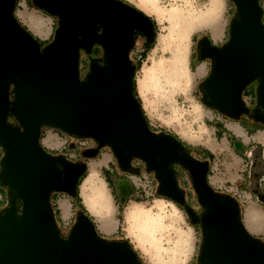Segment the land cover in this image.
Returning a JSON list of instances; mask_svg holds the SVG:
<instances>
[{
    "label": "water",
    "instance_id": "95a60500",
    "mask_svg": "<svg viewBox=\"0 0 264 264\" xmlns=\"http://www.w3.org/2000/svg\"><path fill=\"white\" fill-rule=\"evenodd\" d=\"M32 1L58 18L54 41L43 49L35 35L16 20V0H0V187L9 192L8 206L0 210V264H142L128 240L102 238L95 221L83 212L77 214L66 240L61 238L51 195H79L87 165L69 163L64 156L55 158L46 152L40 143L45 128L95 140L99 148L107 145L122 171L130 168L131 159L142 161L156 173L158 194L180 204L183 196L168 164L181 163L192 175L200 204L210 207L202 222L205 238L199 261L264 264V243L252 237L241 219L238 202L208 185V162L180 155L181 143L171 135L153 133L144 119L133 95V65L128 54L136 32L147 44L154 41L151 19L121 0ZM231 1L235 16L228 41L217 48L207 40L200 57L213 59L211 75L204 84V104L236 120L247 112L243 91L257 77L261 78L258 99L264 106V10L257 0ZM95 44L105 52L104 65L92 63L90 74L80 83L78 51L89 53ZM9 115L21 126L8 124ZM234 147L242 148L236 141ZM89 153L93 157L96 150ZM57 165L62 167L61 173ZM258 166L264 167L259 151L251 169L252 192L263 202ZM126 186L128 194L123 191ZM115 187L123 205L133 186L129 181H116Z\"/></svg>",
    "mask_w": 264,
    "mask_h": 264
},
{
    "label": "rangeland",
    "instance_id": "374dc122",
    "mask_svg": "<svg viewBox=\"0 0 264 264\" xmlns=\"http://www.w3.org/2000/svg\"><path fill=\"white\" fill-rule=\"evenodd\" d=\"M121 1L130 4L139 11L143 12L151 19L154 25L155 39L152 44L144 45L141 41H138L135 48H132L133 50L131 49V59H129L133 65V81L136 86L137 96L141 102L143 114L148 120L149 125L154 130H161L164 134L168 133L173 135L176 137L177 141H180V143L185 147H188V149L195 150L202 147L214 151V162L212 163V168H209L208 171L210 180L215 177L218 178L220 181H222L226 189L237 186L241 181L240 179L245 178L241 176V174H244L245 170L248 169L249 171L251 169L246 166L245 162L241 163L238 152L234 149L233 143L230 142V138L227 139L230 143H226L225 138L218 139L215 142V136H213V129L210 124L212 123V117H217L218 112L216 110H212L202 102V95H200L198 91V85L204 80L199 78V76L204 73V67L199 66L198 63V43L203 40H209L212 45L219 46L217 48H221L226 44L229 39L230 22L235 16V8L232 1L156 0L164 12L161 18L157 17V15L149 13L146 9H144V2L142 0ZM257 1L258 4L261 5L262 0ZM29 4L30 5L28 6L29 9L27 12L32 14H27L25 17H22L23 21L36 36L42 38L39 40L40 47H47L54 40L53 36L58 28V18L52 16L50 17L47 13L38 9L33 4L32 0H29ZM212 6L216 12V21H214L213 24L209 26L210 29H207V27L203 28V25L195 26L192 28L188 36L187 59L189 78L187 83L185 82V85L178 89L166 88L167 90H165L163 88L157 91L150 90L149 92L145 93L144 97H142L139 94L137 88L138 82L142 80L145 70L152 67L154 62L156 64H158V62H165L170 56V53L167 50H164L160 43L161 39L166 36L167 32L169 34L170 28L173 24L172 21L167 17L168 12L172 9L175 11H186L187 9H190L192 11L196 10V12H200L206 11V9ZM15 7L14 11L16 9ZM47 20L51 22V29L49 31L51 35L48 39H46V37L49 35L48 34L46 36ZM37 26L39 27L38 29H33ZM214 35L216 38H213ZM219 35L220 37L217 38ZM148 47L151 48L146 52L145 57L141 59L140 67L137 69L135 64L139 61L138 57L141 54V51L144 49L147 50ZM95 50H97L96 45L92 47L90 53L85 50L83 51L82 49L78 51V80L80 83H82L90 74L92 63H96L100 67L104 65L105 59H103V51L100 47H98L99 54L94 55ZM248 87H252L254 90H256L259 86L257 85L256 80H253L246 86V88ZM9 100L11 102L10 106H12V104L15 102L13 90H11L9 93ZM11 116L12 115H9L6 118V122L10 125H20L18 121L11 123ZM218 117L222 120L220 116ZM253 136L261 139L259 145L261 146V158L264 160V131L260 133L257 132ZM40 138L41 145H46V147H43L46 152L64 154L63 156L66 159L68 158L67 161L69 163H85L87 165V171L85 173L86 176L90 174L91 170L94 171L98 188L103 189L106 192V201L101 205L96 206L98 208L96 212H91L88 210L82 197V190L84 187L83 182L86 176L80 183L81 186H79V196L85 209L94 216L93 217L90 214L95 220L97 219V225L101 231L99 234H102V238L112 240L103 237L104 235L106 237L113 238V240H128L138 254L142 264H156V261L159 258L165 261L164 264H195L197 248L200 243V232L191 225L187 219V215L180 207L174 204L170 199L158 194V183L151 172L147 173L143 162L133 159L134 161H132L130 167L136 170V172H140L139 174L143 176V178L141 177V180L137 178L138 180H135V182L137 185H141L138 187L146 192V196H144L142 199L137 198L139 201H134L131 203L127 202L124 207L119 210V208L117 209L118 200L112 189L111 180L122 181L120 180V177L122 176L120 174L113 175L112 167H117L118 172H121L122 170L110 147L105 145L101 150L98 151L97 154H95L93 157H90L88 155L83 156L81 152H90L91 150H84L83 147H81V149H74V147L79 142H85L89 148H96L97 142L95 140L87 139V141H81V139L72 137H70V139L67 135L48 128L42 130ZM223 144L228 147L227 151L223 150ZM107 161H109L108 170L102 166ZM137 162L138 165L136 164ZM236 162L240 163L238 167H236ZM236 176L238 177L236 182L232 184L228 182V179H233V177ZM251 180L254 179L252 178ZM188 185H190L191 190L189 195L194 201H196V193H194L192 190L191 181H189ZM177 186L178 190L184 194L185 200H187L189 195H186V192L179 184ZM88 191L90 190L88 189ZM5 195L6 192L4 191V193L1 194L2 201H0V210H3L8 206V199ZM56 195H61V197L65 196L61 199L66 200L69 197V195L64 192H57L53 197H56ZM3 196H5L4 200ZM61 204L62 212L63 214H66L68 212L69 205L63 201ZM244 205V207H241L242 213L240 212V214L243 216V219H245V214L249 207L264 214V202L262 205L260 204L261 206H258V208H254V206L251 205ZM129 208L139 209L145 215L150 214L160 218V221H158V227L155 229V234L159 237V240L162 243L164 253L159 254L157 258H154L156 250L150 247L148 242L143 241L138 246L135 245L133 238L137 229L135 224L126 217ZM80 211L81 210L78 207L76 208V211H74V221ZM118 218H120V220H118ZM117 223H119L118 230H116ZM244 223L251 235L259 236L261 241L264 242V235L262 233L251 231L245 221ZM61 236V238L65 240L68 235L66 236L65 234H62ZM152 256H154L153 259ZM172 258L174 259V262H172Z\"/></svg>",
    "mask_w": 264,
    "mask_h": 264
},
{
    "label": "crops",
    "instance_id": "0c3cea01",
    "mask_svg": "<svg viewBox=\"0 0 264 264\" xmlns=\"http://www.w3.org/2000/svg\"><path fill=\"white\" fill-rule=\"evenodd\" d=\"M29 5H30L29 4V0H21V2H20V0H17V4H16V7H15L16 9L14 11V15L16 17V20L21 25H24L26 28H28V27L24 23L22 17H25L27 14H32V13H28L27 12V10L29 9L28 8ZM262 7H263V10H264V2L262 3ZM212 24L213 23H210V24H207V26H202V27L203 28L207 27V29H210L209 26L212 25ZM217 26H218V23H217ZM38 28L39 27L37 26L36 28H33V29H38ZM50 29H51V22H49V20H47V34H46V36L48 34L49 35L46 37V39H48L50 37V35H51L49 33ZM35 37H37L38 40L42 39L41 37L36 36V35H35ZM219 37H220V35L217 38H219ZM213 38H216L215 35L213 36ZM198 63H199V66L204 67V73L202 75H200L199 78L200 79H204L207 76V74L209 73L208 61L199 59ZM247 91H246L245 94H248V96H244L243 100L245 102H247V100H248V103H249L252 100H255L256 94H253V91L250 90V89H248ZM218 116H220L222 118V120ZM211 122L212 123L210 124V126L213 129V136H215V138H214L215 142L218 139L225 138L226 143L232 142L233 146H234V142L235 141L241 143L242 148L236 149L234 147V149L236 151L238 150L237 152H238V156L240 158L241 163L245 162L246 166L249 167L250 163L253 162L256 159L257 152L259 151L260 152V160L264 164V160L261 158V149H260L261 146L259 145L260 142H261V139L258 138V137H254L253 136L257 132L258 133L262 132L261 130L256 131L252 135H248V133H246V131H244L236 122H232V121H230L228 119H224L219 113L217 114V117L216 116L212 117ZM230 125H234V126H230ZM229 126H230L231 129L229 128ZM226 131L230 132L233 135V138H232L233 140L230 139V142L226 138V135H225ZM222 146H223V150H225V151L228 150V147H226L225 144H223ZM229 146H230V144H229ZM43 147H46V145L43 146ZM203 149H206V148H203ZM206 150H208L213 155V160L210 161L209 164H208V168L211 169L212 168V163L214 162V151H211L210 149H206ZM246 150H247V152H246ZM195 152H196L197 156L202 155L200 152H198V150H195ZM108 164H109V161L104 163L102 165L103 168L108 170ZM239 165H240V163L236 162V167H238ZM249 168L252 169L251 166ZM112 169H113V175L114 174H116V175L120 174L122 176V177H120L121 178L120 180L129 181L132 184L133 193L130 194L127 197L129 203L134 202L132 200L134 198H140V197L146 196V192L143 189H140L138 187V186H141V185H137V183L135 182V180H138V179L141 180V177L143 178V176H141L139 174L140 172H136V170H134L131 167L127 171H121V172H118L117 167L113 166ZM91 171H93V170H91ZM256 172L259 175V189L264 194V167L263 166H258L256 168ZM241 176H243L245 178L244 179H240L239 178L241 181L238 183V185L235 186V187H229L228 189H226L224 187L222 181H220L216 177L210 180V177L208 175L207 181H208L209 185L212 187V189L214 191H216L217 193L227 194V195H230L231 197H233L238 202V204L240 206V210H241V207L245 206L244 204H246L247 206L251 205V206H254V208H258V206H261L264 201L260 202L257 199L256 195H254L253 192H252L254 190V180H251L252 179L251 170H249V171H248V169L245 170V173L241 174ZM237 180H238V177L236 176V177H233V179H228V182H230L232 184V183L236 182ZM114 182H116V181H114ZM225 182H227V181H225ZM178 184L181 186V188L184 189V191L186 192V195H189L191 193L190 185H188L186 183V181H185V179L183 177L179 178ZM80 186H81V184H80ZM114 189H115L114 194H119L120 193V190L118 189V187H117V189H116V187ZM123 191L126 194H128L129 193L128 186H126L123 189ZM79 193H80V191H79ZM1 194L2 193L0 192V201H2ZM53 196H52V199H51V205L53 206L54 209H56L58 211V216H57L58 226H59V228L62 231H65V230L68 231L75 223V221H74V214H75L74 211H76L77 204H76V202L73 200V198L71 196H69L67 198V200L66 199H61V198H64L65 196H62V197H61V195H56V197H53ZM188 199L192 200L193 198L189 195ZM62 201L66 202L69 205V209H68V212L66 214H63L62 209H61V205H62L61 202ZM101 204L102 203H98V204L97 203H93V204L90 205L91 206L90 208L86 204H85V206L88 208L89 211L96 212L98 210V208L96 206H99ZM119 205H122V204L118 203L117 209L119 208ZM135 210H136V213H138V214H142L143 216H150V214H147V215L143 214V212L141 210H139V209H135ZM241 213H242V211H241ZM90 214L91 213H89V215ZM126 216H127V214H126ZM241 217H242L243 222L244 221L246 222L247 226L249 227V229L251 231L259 232V233H262L264 235V214L263 213H261V212L255 210V209H252L251 207H249L247 209V211H246L245 219H243L242 215H241ZM157 219L160 221V218H157ZM93 220L95 221V223L97 225V221H96L97 219L95 220L93 218ZM132 222L136 225L135 220H133ZM118 225H119V223H117L116 230H118ZM97 227H98V225H97ZM99 233H101L100 230H99ZM135 234H137V236H139L138 228H137V231L135 232ZM135 234H134V237H135ZM143 241H145V240L140 238L139 242H138V244L136 246H138ZM153 257L154 256H152V259H153ZM156 262L158 264H164V263H162L160 261H156Z\"/></svg>",
    "mask_w": 264,
    "mask_h": 264
},
{
    "label": "bare ground",
    "instance_id": "6f19581e",
    "mask_svg": "<svg viewBox=\"0 0 264 264\" xmlns=\"http://www.w3.org/2000/svg\"><path fill=\"white\" fill-rule=\"evenodd\" d=\"M144 9L149 13L162 17L164 12L158 5L156 0H142ZM167 17L172 21V27L169 34L161 39V45L164 50L170 53L169 58L165 62L153 63L152 67L147 68L143 74L142 80L138 82V92L144 97L146 92L157 91L159 89H178L185 85L188 81V36L192 28L195 26H204L208 23L216 21V12L212 7L206 11L196 12V10H170ZM94 171H91L86 176L83 182L82 197L84 203L90 208L93 203H103L106 201V192L98 188L96 184ZM85 189V190H84ZM87 189V190H86ZM88 189L90 191H88ZM151 216V217H150ZM143 216L136 213L135 208H129L127 219L135 220V227L139 230V236L135 234L134 242L138 244L139 239H143L149 243L150 247L156 250L155 258L162 254L164 249L159 237L155 234V229L158 227V219L153 216ZM167 250V249H166ZM173 253V252H172ZM171 253V255H172ZM171 260V259H170ZM165 263L163 259H157ZM172 262L174 259L172 258Z\"/></svg>",
    "mask_w": 264,
    "mask_h": 264
},
{
    "label": "flooded vegetation",
    "instance_id": "af4514ba",
    "mask_svg": "<svg viewBox=\"0 0 264 264\" xmlns=\"http://www.w3.org/2000/svg\"><path fill=\"white\" fill-rule=\"evenodd\" d=\"M263 2L264 1L262 0L261 1V5H262ZM134 37H135V41H134L133 49L135 48V46H136V44H137L138 41H141L142 44H144V45L147 44V42L145 40V37L143 35H141L140 33H137L136 32ZM206 44H207V40H203L200 43H198V46H197L198 58L201 59V60H207L208 61V64H209V68H210L209 73H208L209 75L207 74L208 77L206 76L204 78L203 82L198 85V91H199L200 95H202V102L203 103L205 102V100H207V96H206V94L204 92V84L207 81V79L209 78V76L211 75L212 66H213V59L211 57H209V56H207L205 58H201L200 57L201 51L203 50V47ZM209 44L212 45L210 42H209ZM213 46L214 47H219L217 45H213ZM96 47H97V50H98V47L101 48V50L104 53V58L103 59H105L106 55H105V52H104L103 48L101 46L97 45V44H96ZM43 48H45V47H42V49ZM130 56H131V52L128 54V59H131ZM254 80H256L257 85L260 87V85H261V78L260 77H257ZM84 82H85V80L83 81V83ZM259 87L256 90H254L252 87H248V88L245 87L244 93H246V91L248 89H250V90L253 91V94H256L255 100H252L249 103H247V102H245L243 100V95H242L243 106H244L245 109H247V112L246 113H242L239 116V118L236 119V121H238L237 124L244 131H246V133H248L249 130L252 127L258 126V127L264 128V106L259 102V99H258V90H259ZM211 109L212 110H216L214 108H211ZM155 134H157L158 136L169 135L168 133L164 134V133H160V132L155 133ZM68 138H70V137L68 136ZM176 142L177 143H180V141H177V140H176ZM96 146H97L96 148H88V149H84V150H91V151L96 150V154H97L98 151L101 150L102 148H98V143H97ZM49 154H51L55 158H57L58 156H63L64 155V154H61V153L52 154L50 152H49ZM81 154L83 156H84V154L85 155H88L89 154V151H83V152H81ZM179 154L180 155H186L191 160L196 161V162H208L206 159L202 158L201 156H197L195 150L188 149V147H185L182 144L179 146ZM67 160H68V158H67ZM132 161H134V160L131 159L130 165H131ZM73 162H75V161H73ZM75 163H79V162H75ZM156 163H159V159L156 160ZM252 164H253V162L250 163V166L251 167H252ZM144 165H145V169L147 170V173L151 172L152 175L155 177V180L157 181L158 188H159L160 182H159V180L156 177V173L153 170H150L146 166V164H144ZM57 168H58L57 170L61 173L62 167L60 165H57ZM168 169L173 174V178H174V181H175L177 190H178V186H177L178 183H177V181L179 180V178L183 177L185 179V181H186L187 184H189V181H191L192 190L194 191V193H196L195 188H194V181H193L192 175H191L190 171L187 168L183 167L181 165V163H179L177 161H171L168 164ZM208 171H209V168L207 169L206 181H207V178H208ZM207 183H208V181H207ZM111 184H112V189L115 192V189H114L115 188V185H114V181L113 180H111ZM208 185H209V183H208ZM4 191L6 192V195L5 196L7 198V195L9 194V192H7V190H5L4 188L1 187L0 188V192L1 193H4ZM214 192H216V191H214ZM217 194H220V193H217ZM5 196H3V200H4ZM115 196H116V198L118 200V203L121 204L118 195L115 194ZM182 196H183V202L181 204L178 203V202H175V201H172V202L174 204H176L178 207H180L184 211V213L187 215V219L191 223V225L193 227H195V229H197L200 232V243H199L198 248H197V255H196V258H195V264H206L204 262H200L199 261V251H200V248H201V246H202V244L204 242V238H205V229H204V226H203L202 222H203L204 217L210 211V207L207 206V205L200 204L199 199H198V196H197V193H196V201H194L193 199L192 200L191 199L185 200V196H184L183 193H182ZM71 197H73V196H71ZM19 206H20V203L16 200L15 207L18 209Z\"/></svg>",
    "mask_w": 264,
    "mask_h": 264
},
{
    "label": "trees",
    "instance_id": "16d2710c",
    "mask_svg": "<svg viewBox=\"0 0 264 264\" xmlns=\"http://www.w3.org/2000/svg\"><path fill=\"white\" fill-rule=\"evenodd\" d=\"M17 1V0H16ZM15 5H16V2H15ZM259 6L260 7H262V5H260L259 4ZM50 16V15H49ZM51 17V16H50ZM261 22H262V24L264 23V11H263V13H262V16H261ZM20 24V23H19ZM20 27L21 28H23L24 30H26V27L25 26H23V25H21L20 24ZM54 36H55V33H54ZM54 36H53V39H54ZM35 39H36V41L38 42V43H40L39 42V40L35 37ZM54 41V40H53ZM96 45V44H95ZM151 47H148L147 48V50L146 49H144V50H142L141 51V54L139 55V57H138V59H139V61L135 64V67L138 69L139 67H140V62H141V59L142 58H144L145 57V55H146V52L150 49ZM92 49V48H91ZM80 50V49H79ZM90 53V52H89ZM99 54V51L98 50H95V54L94 55H98ZM91 60V59H90ZM130 62V61H129ZM131 63V62H130ZM133 84H134V81H133ZM133 95H134V97L135 98H137V100L139 101V103H140V105H141V102H140V100H139V98H138V96H137V90H136V86H135V84H134V87H133ZM244 96H248V94H245L244 93V91H243V97ZM217 111V110H216ZM224 119H228V120H230V121H232V122H238V121H236V120H233V119H231V118H229V117H227V116H225V115H223V114H221L219 111H217ZM144 119H145V121H146V123L148 124V126H149V128H150V130L153 132V133H158V132H160V133H162V131L160 130V131H157V130H154V129H152L151 128V126L149 125V123H148V120L146 119V117L144 116ZM15 121H17L16 120V118L15 117H13V116H11V123H14ZM259 130H261V131H263L264 130V128H262V127H258V126H256V127H252L250 130H249V132H248V135H252V134H254L256 131H259ZM169 135H171V134H169ZM225 135H226V138L228 139V138H230V139H232L233 138V135L230 133V132H228V131H226L225 132ZM172 137H174L173 135H171ZM41 139V138H40ZM174 139L176 140V137H174ZM75 148H78V146L76 145L75 147H74V149ZM260 148V147H259ZM261 149V148H260ZM195 150H198V152H200L202 155H200L202 158H204V159H206L207 161H208V164H209V162L210 161H212L213 160V155L208 151V150H206V149H203V148H197V149H195ZM246 152H247V150H246ZM50 153H52V154H54L53 152H50ZM0 158H1V149H0ZM86 176V174L82 177V179L84 178ZM82 179L80 180V183H81V181H82ZM80 183H79V185H80ZM108 183V182H107ZM1 188V187H0ZM54 194H56V193H53L52 195H51V199H52V196L54 195ZM73 198V200L76 202V204H77V207L81 210L80 212L82 213H85L88 217H89V219L90 220H93V218L88 214V212L86 211V209H85V207L83 206V204H82V200H81V198L79 197V195H78V192L76 193V195L75 196H73L72 197ZM143 197H140L139 199H142ZM139 199H137V198H134V199H132L133 201H139ZM128 202V199L125 201V203L123 204V205H119V210H121L123 207H124V205L126 204ZM52 206V205H51ZM76 207V208H77ZM52 210H53V215H54V222H55V225L59 228V226H58V222H57V216H58V211L56 210V209H54L53 208V206H52ZM240 212H241V210H240ZM240 216H241V214H240ZM241 219H242V217H241ZM118 220H120V218H118ZM75 222H76V219H75ZM75 224V223H74ZM74 226V225H73ZM72 226V227H73ZM72 227L68 230V231H62L60 228H59V230H60V233H61V235L62 234H65L66 236L67 235H69V232H70V230L72 229ZM97 233L99 234V231H97ZM100 235V234H99ZM102 235V234H101ZM100 235V236H101ZM68 237V236H67ZM103 237H105V238H108V239H112L113 240V238H111V237H106V236H104L103 235ZM252 237H254V238H256L258 241H260V242H263V241H261V239H260V237L259 236H254V235H252ZM264 243V242H263Z\"/></svg>",
    "mask_w": 264,
    "mask_h": 264
},
{
    "label": "built area",
    "instance_id": "2783aa9c",
    "mask_svg": "<svg viewBox=\"0 0 264 264\" xmlns=\"http://www.w3.org/2000/svg\"><path fill=\"white\" fill-rule=\"evenodd\" d=\"M81 141H87V139H81ZM77 146H78V148H80L81 149V147H83V149H88L89 147L86 145V143L85 142H79L78 144H77ZM137 165H138V162L136 163ZM131 166V165H130Z\"/></svg>",
    "mask_w": 264,
    "mask_h": 264
}]
</instances>
